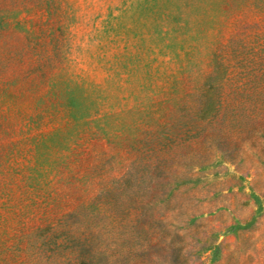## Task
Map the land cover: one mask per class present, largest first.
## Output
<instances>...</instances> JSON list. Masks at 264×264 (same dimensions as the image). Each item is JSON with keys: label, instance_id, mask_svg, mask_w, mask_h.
I'll return each instance as SVG.
<instances>
[{"label": "rangeland", "instance_id": "374dc122", "mask_svg": "<svg viewBox=\"0 0 264 264\" xmlns=\"http://www.w3.org/2000/svg\"><path fill=\"white\" fill-rule=\"evenodd\" d=\"M0 264H264V0H0Z\"/></svg>", "mask_w": 264, "mask_h": 264}]
</instances>
